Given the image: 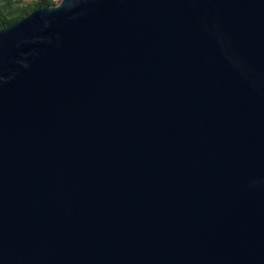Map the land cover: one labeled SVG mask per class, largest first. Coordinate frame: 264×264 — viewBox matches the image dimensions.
<instances>
[{"label": "water", "instance_id": "1", "mask_svg": "<svg viewBox=\"0 0 264 264\" xmlns=\"http://www.w3.org/2000/svg\"><path fill=\"white\" fill-rule=\"evenodd\" d=\"M0 264H264V0L1 27Z\"/></svg>", "mask_w": 264, "mask_h": 264}, {"label": "rangeland", "instance_id": "2", "mask_svg": "<svg viewBox=\"0 0 264 264\" xmlns=\"http://www.w3.org/2000/svg\"><path fill=\"white\" fill-rule=\"evenodd\" d=\"M42 5L44 0H0V28Z\"/></svg>", "mask_w": 264, "mask_h": 264}, {"label": "trees", "instance_id": "3", "mask_svg": "<svg viewBox=\"0 0 264 264\" xmlns=\"http://www.w3.org/2000/svg\"><path fill=\"white\" fill-rule=\"evenodd\" d=\"M44 4H46V5H52V2L50 0H44Z\"/></svg>", "mask_w": 264, "mask_h": 264}, {"label": "built area", "instance_id": "4", "mask_svg": "<svg viewBox=\"0 0 264 264\" xmlns=\"http://www.w3.org/2000/svg\"><path fill=\"white\" fill-rule=\"evenodd\" d=\"M52 4H56L59 0H50Z\"/></svg>", "mask_w": 264, "mask_h": 264}]
</instances>
